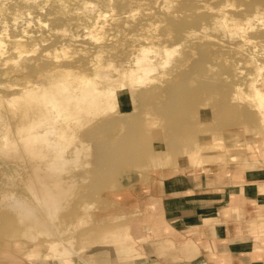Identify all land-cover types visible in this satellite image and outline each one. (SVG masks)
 I'll list each match as a JSON object with an SVG mask.
<instances>
[{"label":"bare ground","instance_id":"1","mask_svg":"<svg viewBox=\"0 0 264 264\" xmlns=\"http://www.w3.org/2000/svg\"><path fill=\"white\" fill-rule=\"evenodd\" d=\"M192 125L196 150L264 130V0H0V264H19L11 238L38 237L45 251L29 244L20 264H76L96 202L124 217L101 191L130 165L165 167L167 141L184 155ZM107 236L96 251L139 254L131 234Z\"/></svg>","mask_w":264,"mask_h":264},{"label":"crops","instance_id":"2","mask_svg":"<svg viewBox=\"0 0 264 264\" xmlns=\"http://www.w3.org/2000/svg\"><path fill=\"white\" fill-rule=\"evenodd\" d=\"M247 159L191 165L183 157L134 185L136 175H124L121 182L133 187L121 204L135 213L129 219L139 254L107 264H264V157ZM93 258L107 259L100 251Z\"/></svg>","mask_w":264,"mask_h":264},{"label":"rangeland","instance_id":"3","mask_svg":"<svg viewBox=\"0 0 264 264\" xmlns=\"http://www.w3.org/2000/svg\"><path fill=\"white\" fill-rule=\"evenodd\" d=\"M253 120L254 123H256V120L252 117L251 118ZM204 126L198 125V126H193L190 128V131H188L185 134V140H188L186 142L187 146H185V148L181 145V144H177V150L182 151V154L185 153H192V158H187V156L185 155H180L179 157H173L171 150L173 149L172 145H175L173 142H168V149H164L163 151H160V149L158 150L160 153L163 154V159L167 160L166 161V165L167 166H172L174 164H176V162L180 159V158H185L191 165H203L206 162H210V161H215V162H222V163H228V162H239V161H243L242 159L245 158V156L247 157V154H251L253 153V150L255 149L257 143H259V145L261 146L260 149H264V130L261 133H254L253 131H247L245 129H242L240 127H230V128H224L222 130V133L224 136H226V143L228 146V150L224 151L223 147H220L218 145H215L214 147L208 146V145H202L199 144L198 146V150H196V146L194 143L192 142L190 144H188V142L190 140H193L195 137H198L200 135V132L203 129ZM237 130V131H236ZM234 131L238 132L235 136H237L236 138H234L232 135V133H235ZM232 134V135H229ZM207 134L202 133L201 135V141L205 142L208 141V135ZM230 138V139H229ZM173 143V144H172ZM182 143V141H181ZM250 144V148L247 147L246 144ZM183 144V143H182ZM182 146V147H181ZM181 153V152H180ZM237 154L236 158L231 160L230 158H232V156L230 154ZM129 152L127 151L124 155H128ZM209 154V155H207ZM220 155V161L215 160V155ZM258 154V153H257ZM122 155V154H121ZM245 155V156H244ZM116 157V155H114ZM130 156V155H128ZM261 156V155H258ZM257 156V157H258ZM205 157H209V158H205ZM256 157V158H257ZM264 157V155H263ZM162 159V161H163ZM226 161V162H225ZM154 163V161L152 162ZM151 162H148L147 165H150ZM163 164V162H162ZM165 165V163H164ZM165 165V167H167ZM156 169V168H155ZM154 168H152L151 166H149L147 169H145L143 172L138 171L139 167L137 165H130L129 167V171L128 172H132L131 175L128 176H133L136 175L133 179H131V181H129L130 185H134V182L137 181H141L144 176L147 173H151L155 170ZM142 171V170H141ZM145 174V175H144ZM146 177V176H145ZM133 187V186H132ZM129 186H124L123 188H119V189H107V190H102L100 193V196H102L104 199L105 197H110L112 200L116 199L115 197L118 195L119 196V210H121V212H125V215H127L128 217L123 218V219H118L115 217V219L111 216H108L107 213L111 211L112 206L107 202L108 200H106L107 203V207H101V205L96 202V204H94V208H92L90 210L91 213V217L89 220L90 223H87L85 225V230L90 228L91 230L97 228V231L94 232L88 236L84 235L82 238L77 237V238H72L73 241V246L76 249H79L81 252L77 255V256H73L74 257V261L76 264H85L83 263L84 260L85 261H89L90 264H96L95 263V259L93 258L94 256V252L96 251V247L97 245H100V247H104L106 244H111V243H118L117 241H115V239H113L111 241V238H109L107 235L108 233H117L119 234V236L121 234L124 233L127 234H131L133 236L132 233V225L130 223V216L133 218V216L135 215L134 212H129L128 206H123L121 203L125 202V199H123L121 197V193L128 190V188H132ZM120 193V194H119ZM114 201V200H113ZM117 210V211H119ZM139 212H137L138 214ZM104 223H103V222ZM116 221V222H114ZM103 224H102V223ZM108 222V223H107ZM110 222V223H109ZM107 223V224H106ZM103 225V226H102ZM117 225V226H116ZM105 226V227H104ZM112 226V227H111ZM67 237V236H66ZM48 238L45 237H38L36 241L34 242H30L27 239H17L18 241H15V239L11 238L9 240V247H8V251L10 252V254L12 255L13 258L19 259V264L22 263L23 261H28L26 259L25 254H23L24 251H27V247L29 244L35 243L39 246L41 253H43L45 251V241ZM115 245V244H113ZM99 247V248H100ZM8 252V253H9ZM3 253V252H1ZM103 254L105 257H111L109 255V253L104 250ZM118 253H116L114 256L117 259ZM2 256H0V261H7L8 257L4 256V259L1 258ZM80 257L82 258L80 260ZM15 259V260H16ZM83 260V261H82ZM1 261V262H2ZM8 262V261H7ZM9 264V263H7ZM55 264V263H53Z\"/></svg>","mask_w":264,"mask_h":264}]
</instances>
